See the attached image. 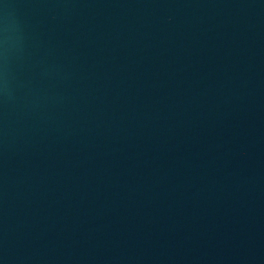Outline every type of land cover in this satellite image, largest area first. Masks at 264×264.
Returning <instances> with one entry per match:
<instances>
[{
    "label": "water",
    "instance_id": "95a60500",
    "mask_svg": "<svg viewBox=\"0 0 264 264\" xmlns=\"http://www.w3.org/2000/svg\"><path fill=\"white\" fill-rule=\"evenodd\" d=\"M0 264H264V0H0Z\"/></svg>",
    "mask_w": 264,
    "mask_h": 264
}]
</instances>
